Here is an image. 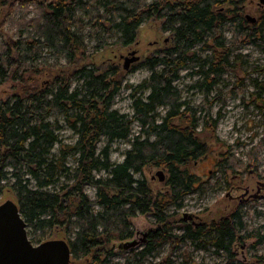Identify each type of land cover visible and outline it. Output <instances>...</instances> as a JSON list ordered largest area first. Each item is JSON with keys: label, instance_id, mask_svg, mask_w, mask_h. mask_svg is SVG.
Here are the masks:
<instances>
[{"label": "trees", "instance_id": "16d2710c", "mask_svg": "<svg viewBox=\"0 0 264 264\" xmlns=\"http://www.w3.org/2000/svg\"><path fill=\"white\" fill-rule=\"evenodd\" d=\"M35 7L30 19L14 18L19 9L26 13L25 7L0 18V30L8 23L16 36L0 42V86L17 84L15 93L0 101V196L5 188L14 192L34 241L41 244L53 229H62L71 263L103 264L114 248L134 237L130 220L151 215L158 227L146 234L142 250L129 252L127 264H138V256L143 259L163 244L175 249L188 241L223 251L224 264H264V255L256 256V262L236 259L234 245L264 239L245 229L239 212L215 223L180 221L177 228L169 212L180 208L198 185L188 167L206 156L217 124L209 106L200 124L175 82L182 70L193 67L208 93L225 72H234L230 58L239 45L264 40L261 23L243 19L234 27V0H47ZM77 12L86 14L87 22ZM149 20L162 22L172 46L140 64L150 75L131 91L132 115L119 114L112 102L124 71L115 65L97 68L91 58L111 38L122 47L134 44L139 27ZM228 24L234 28L230 39L224 37ZM85 40H98L93 53L88 54ZM199 45L210 53L202 57ZM239 81L235 91L242 89ZM74 82L80 84L73 87ZM160 109H165L162 116ZM58 117L76 135L74 145L58 140ZM134 123L138 134L122 161L113 163L112 143L127 139ZM102 138L106 144L98 149ZM59 143L58 153L52 154ZM223 156L228 166L222 175L236 174L243 164L231 154ZM250 159L257 164L253 154ZM148 167L167 174L165 191L153 192L143 176ZM97 172L105 177L97 178ZM87 186L95 190L94 200L85 193Z\"/></svg>", "mask_w": 264, "mask_h": 264}, {"label": "rangeland", "instance_id": "374dc122", "mask_svg": "<svg viewBox=\"0 0 264 264\" xmlns=\"http://www.w3.org/2000/svg\"><path fill=\"white\" fill-rule=\"evenodd\" d=\"M234 2L236 3L234 9L237 13L235 15L237 18L232 21L234 27L243 19L247 24L252 23L246 19V16H250L254 18V22H260L264 30V6L259 5V0H234ZM35 8L34 5L26 6L27 12L24 14L19 9L14 14V18L16 20L21 17L24 19L33 18L36 16ZM6 10V7L1 10L0 18L2 20ZM77 17L83 19L84 22L88 20V16L81 12H77ZM161 23L156 20L144 22L138 29L136 42L128 47L119 46L114 43L115 38H111L109 39L110 44L93 54L91 58L97 68L105 69L109 65H115L124 71L122 88L112 102V109L119 114L132 115L131 91L150 75V72L140 64L155 52L172 46L171 34L162 30ZM233 29L229 24L226 25L224 31L226 39L232 37ZM96 31L100 34V30ZM8 38L15 39L16 36L15 29H11L6 23L0 30V42ZM97 41L85 40L88 54L93 53V47ZM201 48L202 45H199L196 49L202 57L210 53L209 50ZM131 52H135L138 61L132 63L128 70H124V58H131ZM53 60L52 57L50 62ZM59 61L63 64L65 59L61 57ZM230 62L234 72H225L208 93L204 86L205 80L201 75L195 73L196 69L193 67L182 70L179 79L175 82L177 89L181 92L182 101L193 109L198 122L202 123L206 108L209 106L210 116L216 120L217 124L214 138L209 139L208 135L202 134L205 138L208 137L209 151L206 156L188 167L189 173L198 177V185L182 199L180 208L171 207L169 212L175 214L176 224L174 226L177 225L176 228L179 227L180 221L194 226L215 223L234 212H239L245 229L257 236L264 237V189L258 193L256 191L257 182L264 184V40L242 43L233 51ZM37 79L40 83L43 80L42 77H37ZM238 80L240 81L237 84L242 89L235 91ZM255 81L263 89H256ZM79 84L74 82L73 87ZM16 86L17 84L11 81L0 86V101L15 93ZM164 111L165 109H160L159 115L162 116ZM58 120L62 126L58 140L62 145H74L76 135L68 129L61 117H58ZM138 132L139 125L134 123L132 134L127 139L112 143L110 160L113 163L122 161L123 154L130 149L132 140ZM60 143L55 145L52 154L58 153ZM105 144L106 139L102 138L98 149ZM228 154H231L235 161L238 160L243 165L239 167L236 174L228 172L223 176V168L228 166L227 163L224 164L226 159L223 155ZM252 154L256 157L257 164L251 161ZM67 164L73 168L75 161L69 158ZM161 170L148 167L143 172L144 178L151 181L155 194L166 190L165 182H159L155 177L156 173ZM164 174L167 179V174ZM95 176L97 178L105 177V173L97 172ZM84 191L90 199H95V190L92 187L87 186ZM250 195H256V197L252 198ZM6 201L17 203L14 192L8 188H5L0 196V205ZM130 221L135 234L129 242L136 241L137 244L128 250L114 248L113 254L106 257V262L103 264H127L126 258L129 252L135 254L142 250L146 234L158 227L151 215H139ZM175 231L181 233V230L175 229ZM27 235L34 246L38 245L28 227ZM53 240H66L64 230L53 229L46 241ZM257 240L255 238L234 245L233 252L236 259L242 262L258 261L256 256L264 255V239ZM253 245H255L254 249ZM225 257L223 251H216L209 246L195 247L188 241L175 249L168 244H163L143 259L139 256L137 259L138 264H224Z\"/></svg>", "mask_w": 264, "mask_h": 264}, {"label": "water", "instance_id": "95a60500", "mask_svg": "<svg viewBox=\"0 0 264 264\" xmlns=\"http://www.w3.org/2000/svg\"><path fill=\"white\" fill-rule=\"evenodd\" d=\"M259 5L264 6V0H259ZM246 19L255 21L250 16H246ZM130 56L131 58H124V70L138 61L135 52H131ZM155 177L159 182H163L165 178L162 171H158ZM251 197L255 198L256 195ZM136 244V241H131L118 247L128 250ZM0 264H71V253L63 240L45 241L34 246L28 239L27 224L17 205L6 201L0 205Z\"/></svg>", "mask_w": 264, "mask_h": 264}, {"label": "flooded vegetation", "instance_id": "af4514ba", "mask_svg": "<svg viewBox=\"0 0 264 264\" xmlns=\"http://www.w3.org/2000/svg\"><path fill=\"white\" fill-rule=\"evenodd\" d=\"M47 1V0H0V14L1 10L6 7V13L9 11H12L13 9H18V8H24L26 6H37L41 4L42 2ZM262 189H264V184L257 182V188L256 191L257 193L260 192ZM248 195V192H247ZM252 195H250L251 197Z\"/></svg>", "mask_w": 264, "mask_h": 264}]
</instances>
